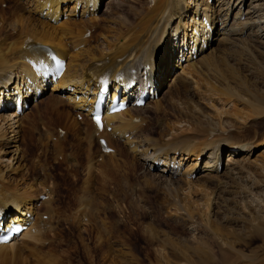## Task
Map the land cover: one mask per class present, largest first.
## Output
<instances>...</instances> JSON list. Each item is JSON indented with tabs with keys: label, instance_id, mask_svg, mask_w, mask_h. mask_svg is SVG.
Instances as JSON below:
<instances>
[{
	"label": "bare ground",
	"instance_id": "1",
	"mask_svg": "<svg viewBox=\"0 0 264 264\" xmlns=\"http://www.w3.org/2000/svg\"><path fill=\"white\" fill-rule=\"evenodd\" d=\"M191 1L189 4V0H111L106 4V15L101 18L99 13L105 4L103 0H16L15 8L0 14V220H8L9 223L21 221L28 225L17 240L0 244L2 264H62L58 255L50 251L51 248L36 250L35 247L49 242L46 234L55 232L57 224L80 221L84 214L81 212L73 218L61 215L55 208L59 205L56 204L57 198H71L61 193L52 166L47 167L41 156L47 158L51 154L54 159L55 153L56 159L62 155L69 166L79 167L77 149L86 143H98L95 159L87 163L83 172L84 182L87 181L85 188L94 186L97 171L102 181L114 178L123 152L124 155L132 154L137 167H141V174L145 175V181L154 186H159L165 175H168L170 184L177 181L192 184L195 178L205 185L226 173H233L240 162H250L248 158L257 145L259 133L251 127L248 130L245 122L243 125L241 122L247 121L248 117L251 119L254 114H263L264 104L261 99L240 98L242 96L236 91L226 89L236 77L234 75L231 82L228 75L230 67L225 60L229 50H237L244 43L255 46L264 54V0ZM90 32V36H86ZM161 32L166 34L165 41L168 40L164 51L161 48L165 41H157ZM44 47H49L54 54L66 60V69L61 75L50 72L51 61L48 49ZM237 53L241 55V51ZM219 64L225 66L219 67ZM176 67L182 72L172 77L173 87L209 78L214 80L213 86L215 82L220 84L224 81L228 90L224 95L232 99L237 97L251 109L252 114L243 113L233 105L229 115L220 109L209 115L193 102L186 103L184 109L190 107L191 113L184 114V109H177L170 98L159 99L162 87ZM152 74L158 92L148 105L133 106L134 100L129 101L126 89L142 76L153 78ZM207 82L211 84L209 80ZM49 84L53 101L46 99L45 102L47 97L44 94ZM105 84L109 85L108 91L112 87L123 89L122 101L127 102V107L108 113L104 129L100 130L91 113L97 94ZM136 89L139 86L132 88L131 95L135 96ZM116 94H112L108 106ZM33 97V108L43 109L49 114L24 118L29 99ZM19 105L23 107L21 113ZM168 108L175 112L173 121L171 118L166 122L159 120L157 131L151 123L148 126L153 129L145 127L149 113H166ZM74 111H77L76 117H90L87 131L73 117ZM178 124L184 125L178 127ZM38 125L42 128L38 129ZM36 131L44 152L26 164L27 154L23 149L33 143ZM101 139L107 140L113 150L111 153L104 152ZM159 164V174H151V168ZM42 170H45L43 175ZM239 171L242 172H234ZM70 180L76 182V179ZM90 198L80 195L78 209L89 212ZM189 216L180 213L177 218L179 222L185 218L195 221L192 215ZM259 230L264 233V227ZM60 231L55 234L61 235ZM28 248L30 254L25 253ZM193 249L202 251L199 244ZM127 253L121 249L118 254L123 263L129 264ZM183 253L179 264H194L201 260H190L191 255L186 250ZM254 264H264V259Z\"/></svg>",
	"mask_w": 264,
	"mask_h": 264
},
{
	"label": "rangeland",
	"instance_id": "2",
	"mask_svg": "<svg viewBox=\"0 0 264 264\" xmlns=\"http://www.w3.org/2000/svg\"><path fill=\"white\" fill-rule=\"evenodd\" d=\"M103 1H105V4L99 13V16H102L101 18L106 15V4L111 0ZM149 1L151 2V0ZM191 3L192 1L189 0V4ZM15 4L16 0L0 2V14L10 12L15 8ZM162 33L158 35L157 41L159 42H164L166 39V34ZM90 34L91 32L87 33L86 36H90ZM167 41L164 42L161 48L163 51ZM259 50L255 46L245 45L244 43L241 48L229 50L230 53L227 52L226 59L228 61H225L230 67L228 75L231 82L233 76L236 77L235 81L233 79L229 86L225 85L224 81L220 84L215 82L213 86L214 80L211 79L212 81H210L209 78L202 79L204 81L199 80V83L178 84V87H173L172 77L175 76L174 74L182 72L181 68L176 67L175 72L162 87L159 99L170 98L175 102L176 108L181 110L187 105L186 103H197L195 105L200 107L203 113L209 115L215 114L218 109L227 111L229 115V112L232 113L233 105L237 106V110H241L243 113L252 114L251 109L244 102L239 101L237 97H235V100L224 94H226L225 91L228 92L226 89H231L240 94L242 96L240 98L255 97L261 99L260 101L264 104V54ZM237 51H241V55ZM218 66L224 67L225 65L219 64ZM208 80L212 85L207 84ZM197 86L201 88L198 89ZM194 87L197 89H194ZM50 92L51 86L49 84L44 94L47 97H44L45 102L46 99L53 101ZM33 100L34 97L29 99L30 108L28 107L27 112L25 111L24 118L41 115L45 117L49 114L43 109L33 108ZM187 108L182 110L184 114L191 113V108ZM68 110L73 111L71 108H68ZM76 113L77 111L73 112V117H76ZM174 113L171 108H168L166 113L158 112V114H154L151 112L149 113L150 118L144 125L149 127L151 123L155 131L159 129L157 124L159 120H165L166 122V119L171 118L173 121ZM263 114L257 116L254 114L252 118L250 116L251 119L248 117L249 120L245 118L247 121L241 122L242 125L245 122L244 126L247 129L251 127L257 129L259 133L257 145L253 149L251 157L248 158L252 161L240 162L237 168H234L236 170H233V173L222 175L224 178L219 177L220 181L218 179H214L215 182L208 181L207 185H204L203 181H196L195 178H193V185L179 181L170 184L169 179H167L168 175H165L164 178H161V182L159 181V186H154L149 181H145V175L141 174V167H137L138 163L131 156L132 154L124 155L123 152L120 156L122 158L120 166L116 170L114 178H107L102 181L97 171L94 186L85 188L87 181L84 182L83 172L87 168V163L92 162L93 158L95 159L98 152V143H86L79 149L75 148V150H78L76 152V162L79 161V167L77 165L74 168L69 166V163L63 161L62 155L56 159L55 153L54 159L51 154L47 158L41 156L47 167L52 166L51 169L59 182L61 193L65 197L68 195L71 198H57L56 204L59 205L55 208L61 215H70L73 218L75 215H80L81 212H84V214L80 221L77 219L79 222L77 220L70 221L68 225L56 223L55 232L61 230V235L58 233L56 235L53 231L48 232L49 234L46 235L49 242L41 247L37 245L36 250L51 248L50 251L58 255L59 262H62V264H128L121 261L118 254L121 249L128 251L126 258L129 259V264H174L176 261L175 264H179L178 261H182L181 258L185 250L186 253L191 255L190 260L201 258L194 264H246L247 261H250L251 264L259 263L264 259V233L259 230L260 227H264ZM76 118L80 124L79 126H84V130L87 131L91 123L90 117L79 115ZM183 125L178 124V127ZM152 126L149 128L153 129ZM41 128V125H38V129ZM55 132L57 131L55 130ZM70 136L75 138L72 134ZM38 138L39 133L36 131L33 133V143H29V146L24 147L23 150L27 154L24 163L29 164L37 154L44 152V147L40 144ZM53 141H55V137ZM90 146L91 148H89ZM116 153L117 151L112 154ZM238 158L243 159L244 157L239 156ZM95 165L94 163L93 166ZM244 166L245 169L242 168ZM96 167L99 168L98 165ZM239 167L241 168L239 169ZM160 169L159 164L157 167H152L150 172L153 175L159 174ZM238 170H242V172L235 173ZM41 172L43 175L45 170ZM71 178L76 179V182L70 180ZM151 181L153 182V179ZM80 195L91 197L92 204L89 207L90 210L87 209L89 212L78 209L77 202ZM207 197L210 199H207ZM206 200H208L207 204ZM180 213L190 215L189 217L193 216L195 221L192 222L193 218L191 221L185 218V220L179 222L178 216ZM165 233L167 234L165 235ZM197 244L201 246L202 251H194L193 247ZM189 246L191 249H189ZM25 253L30 254L29 248ZM124 261L127 262L125 259ZM173 261L175 262L173 263ZM0 264L2 263L0 262Z\"/></svg>",
	"mask_w": 264,
	"mask_h": 264
},
{
	"label": "snow or ice",
	"instance_id": "3",
	"mask_svg": "<svg viewBox=\"0 0 264 264\" xmlns=\"http://www.w3.org/2000/svg\"><path fill=\"white\" fill-rule=\"evenodd\" d=\"M96 121L98 124H100V117L99 116L96 117Z\"/></svg>",
	"mask_w": 264,
	"mask_h": 264
}]
</instances>
